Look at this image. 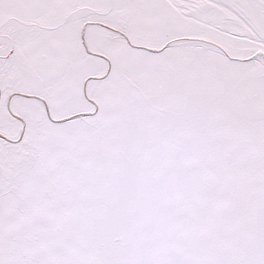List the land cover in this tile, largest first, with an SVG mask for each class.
Instances as JSON below:
<instances>
[{
	"label": "snow or ice",
	"instance_id": "1",
	"mask_svg": "<svg viewBox=\"0 0 264 264\" xmlns=\"http://www.w3.org/2000/svg\"><path fill=\"white\" fill-rule=\"evenodd\" d=\"M0 264H264V0H0Z\"/></svg>",
	"mask_w": 264,
	"mask_h": 264
}]
</instances>
